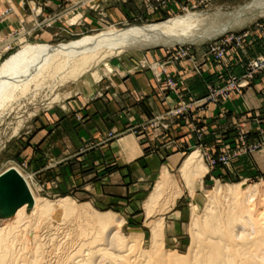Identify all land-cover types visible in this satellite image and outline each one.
Returning <instances> with one entry per match:
<instances>
[{
    "label": "rangeland",
    "instance_id": "rangeland-1",
    "mask_svg": "<svg viewBox=\"0 0 264 264\" xmlns=\"http://www.w3.org/2000/svg\"><path fill=\"white\" fill-rule=\"evenodd\" d=\"M89 1L63 0L53 7L50 0H0V4L5 6L0 11V68L27 45L58 46L110 29L159 24L188 14L215 16L217 23L214 31L215 36L218 35L199 44L185 43L108 56L98 65L92 64L83 69L84 74L79 72L83 75L72 73L70 68L59 72L50 69L30 84L23 96L22 92L16 95L11 106L0 114V175L11 168L17 169L29 180L41 201L56 205L43 217L32 218L26 232L16 227L15 231L11 230L10 256H3L1 264H33L31 260L36 257L38 260L44 259L47 264H69L80 259L79 255L86 251V247L81 248V243H93L95 240L104 243L110 234L109 229L119 220L124 221L119 235L128 243L138 240L137 256L141 252L151 251L153 227L158 222L163 225L162 252L187 256L193 246L194 223L204 224L211 214L214 215L209 211V195L212 192L215 194L217 188L223 203L215 207L216 215L226 211L227 204L222 196H228L235 186L242 185L244 191L259 187L264 195V167L259 168L257 164L244 161L248 157H259L264 150L250 153L248 147L243 145L241 134L246 133L244 127L225 121L213 130L209 123L203 129L197 128V125H201L199 120H202L197 116L199 113L210 106L216 111L224 110L233 96L244 95L254 80L264 74L263 71L256 75L250 87L240 94L232 92L228 98L216 96L217 92L229 85L232 78L244 77L252 61L264 56L250 60L241 76L227 68L229 51L243 50L249 32H260L264 37V13L255 16L261 0H169L167 3L157 0H96L92 4ZM19 10L24 11L25 18L23 15V19L18 18ZM121 14L123 17L117 20ZM251 17H254L253 20L247 23ZM226 26L228 30L223 28ZM232 35H246V38L240 48L235 45L227 49L224 62H217L210 55V50L220 45L223 38ZM209 63L214 71L206 73L209 78L205 85L206 93L196 99L190 89L182 88L181 78H185V71L192 77H202ZM216 67L221 71L220 84L213 79ZM145 72L151 73L165 101L169 99V108L163 114H154L149 122L131 127L128 131L138 135L152 129L156 137H160L176 126H189L203 135H199L196 145L183 151L178 162L171 163L170 167L161 166L138 192H129L128 199L113 200L111 204L102 193L101 185L96 184L100 175L97 163L105 160V157L91 151L97 147V143L89 134V123L96 115L93 108L98 111L96 105L102 100V124L108 126L109 119L105 113L111 114L109 104L117 98L120 100L121 96L117 93L121 82ZM168 75L176 88L168 86ZM122 97L125 108L120 113L127 118L143 97L132 90L126 91ZM125 102L135 105L128 106ZM183 102L186 106L196 103L198 106L185 111L183 116L171 114ZM113 106L111 111L114 112V102ZM127 119L132 120L130 117ZM93 125V129L99 127L98 123L93 122ZM262 130L259 128L256 135L246 133L247 141L252 145L260 143ZM118 138L119 130L112 129L101 142L108 145ZM195 151L203 159L207 173L201 179H193L190 186L181 172L186 160ZM105 156L109 158L108 154ZM164 172L169 175L173 185L160 199L149 203ZM66 199L70 201L68 204L72 209L65 210L59 205ZM9 218L0 219V229ZM21 223L19 227L27 221ZM14 234L17 236L14 237ZM109 237H112V233ZM10 241L15 242L16 246ZM38 245L41 249L37 248Z\"/></svg>",
    "mask_w": 264,
    "mask_h": 264
},
{
    "label": "bare ground",
    "instance_id": "bare-ground-1",
    "mask_svg": "<svg viewBox=\"0 0 264 264\" xmlns=\"http://www.w3.org/2000/svg\"><path fill=\"white\" fill-rule=\"evenodd\" d=\"M263 13L264 0H261L256 7L255 16ZM254 17L246 22L252 21ZM215 22L217 23L213 15L188 14L159 24L128 29H110L58 46L27 45L0 68V114L11 106L19 92H22L23 96V93L29 90V85L35 83L47 70L55 69L59 72L70 68L72 73H83L82 70H85L87 66L96 65V63L98 65L108 56L115 54L156 47H173L185 43L199 44L209 38L217 37L218 34L215 36L214 31ZM223 28L228 30L227 26ZM202 160L199 152L195 151L188 157L182 168L181 173L190 186L193 179H201L207 173ZM14 170L22 176L17 169ZM166 172L161 175L149 203L160 199L173 185ZM22 177L30 189L34 203L32 208L29 207L30 205H25L11 218L5 220L6 222L4 221L5 225L0 229V261H3V256L5 258L10 256L8 255L11 252L9 238L13 233L11 230L16 227L26 232L32 218L43 217L56 205L51 206L41 201L35 195L29 180ZM241 187L242 185L235 186L230 189L228 196H222L227 209L225 212L223 210L224 213L219 210L218 215L215 214V207L223 203L220 199L219 188L215 194L212 192L213 194L209 195L211 203L209 211L214 215L211 214L204 224H199L197 221L194 223L193 246L187 256L162 252L163 225L159 222L153 227L151 251L141 252L137 256L138 240L128 243L119 235V230L124 224V221L119 220L113 226L114 228L109 229L110 234L112 233L111 238L109 234L104 243L96 240L93 243H81V248L86 247V251L82 256L79 255L80 259L76 258L77 260L69 264H264V195L259 187L248 188L245 191ZM69 202L67 199L62 200L59 205L65 210L72 209L69 208L71 207ZM23 221L27 223L19 227ZM16 236L14 234V237ZM39 245L37 248L40 247ZM32 261L33 264H47L44 259L38 260L37 257Z\"/></svg>",
    "mask_w": 264,
    "mask_h": 264
},
{
    "label": "crops",
    "instance_id": "crops-1",
    "mask_svg": "<svg viewBox=\"0 0 264 264\" xmlns=\"http://www.w3.org/2000/svg\"><path fill=\"white\" fill-rule=\"evenodd\" d=\"M62 1L50 0L53 7ZM4 8L5 6L0 4V11ZM19 11L18 18L23 19L21 18L22 15L25 18L24 11ZM122 17L121 14L117 20ZM260 55H264V37L260 32H249L243 50L231 49L229 51L226 61L227 68L230 72L241 76L244 74L248 62ZM204 69L206 72L202 77H192L188 74V71H185V78H181L183 81L181 82L182 88L185 90L190 89L192 95L197 97L196 99H200L206 93L205 85L209 79L206 73L214 71L213 65L210 63ZM171 71L174 72V69H171ZM219 72L221 71L216 67L215 78L213 79L218 84H220ZM118 90H120L117 93L121 96L120 100L118 98L116 101L112 100L115 111H111L114 107L113 102L108 106L109 111L115 117L110 116L111 114H108L107 111L105 113L109 119L108 126L102 124V109L100 107L103 105L102 100L98 101L96 105L98 111L93 108L96 115L89 123L91 129L89 134L97 143L95 144L97 147L91 151L99 152L105 157V160H100L97 163L98 174L100 175H98L99 180L96 184L101 185L102 193L105 194V198L110 200L111 204L113 200L124 201L128 199L129 192H138L142 185L147 184L148 180L155 176L161 166L170 167L171 163L178 162L180 160L178 158L182 157L183 151L193 144L196 145L199 135L202 134L200 131L194 132L189 126H176L171 132L162 133L160 137H156L152 129L147 132H140L138 135L130 130L128 131L131 127L149 122L154 114H163L168 110L170 101L169 99L165 101L162 97L150 72L137 74L134 79L121 82ZM129 90L135 93L138 91L143 97L138 102L139 105L133 109V113L127 116V118L132 119L131 121L124 117L123 113H120L125 108L122 96ZM125 103L128 106L135 105ZM224 110L218 109L216 111L210 106L203 113H199L197 116L202 120H199L201 125H197V128L203 129V126L209 123L213 130L214 127L217 128L221 123L227 121L229 123L233 122L232 124L239 123L244 127V132L250 135H256L259 128L264 129V74L254 80L252 86L244 95L233 96L232 100L224 106ZM257 119L260 122L259 126L256 122ZM93 122L98 123L99 127L93 129L95 126ZM112 129L119 130V138L116 142L105 145L101 141ZM106 154L109 155V158L105 156ZM244 161L249 164H257L259 168L264 167V153H261L259 157L257 155L248 157V160L245 159Z\"/></svg>",
    "mask_w": 264,
    "mask_h": 264
},
{
    "label": "built area",
    "instance_id": "built-area-1",
    "mask_svg": "<svg viewBox=\"0 0 264 264\" xmlns=\"http://www.w3.org/2000/svg\"><path fill=\"white\" fill-rule=\"evenodd\" d=\"M157 1L162 3H167V1L169 0H157ZM198 1H202V0H198ZM94 2H96V0L89 1L90 4ZM244 38H246V35L244 37H237L235 35L227 36L222 39L223 41L221 42L220 45H218L217 47H212V49L210 50V55L214 56L217 62L219 63L224 62L227 54V49L235 45L238 46V48H240V45L242 44ZM263 71H264V56H261L250 63L249 69L244 77H242L241 79L232 78L229 82V85L224 89H221L219 92H217L216 96L218 98L219 97L228 98L229 94L232 92H237L239 94L242 93L244 90L250 87V84L252 83L254 77ZM167 79H168V83H167L168 86L170 88H176L175 83L171 78V76L168 75ZM196 106H198V103L186 106V104L183 102L179 105V108L176 111L171 112V114L175 116H179V115L183 116L185 111L186 112L188 110L190 111L192 107L196 108ZM241 135L243 136L241 138V142L243 143L244 146L248 147L250 153L264 150V130L260 132V137H261V141H259L260 143H256L254 145L250 144L247 141L246 133H242Z\"/></svg>",
    "mask_w": 264,
    "mask_h": 264
},
{
    "label": "water",
    "instance_id": "water-1",
    "mask_svg": "<svg viewBox=\"0 0 264 264\" xmlns=\"http://www.w3.org/2000/svg\"><path fill=\"white\" fill-rule=\"evenodd\" d=\"M33 197L23 177L14 169L0 175V219L12 217L25 205L33 206Z\"/></svg>",
    "mask_w": 264,
    "mask_h": 264
}]
</instances>
